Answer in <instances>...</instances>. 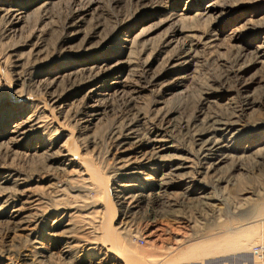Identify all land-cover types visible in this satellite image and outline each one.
I'll use <instances>...</instances> for the list:
<instances>
[{
	"label": "rangeland",
	"instance_id": "obj_1",
	"mask_svg": "<svg viewBox=\"0 0 264 264\" xmlns=\"http://www.w3.org/2000/svg\"><path fill=\"white\" fill-rule=\"evenodd\" d=\"M25 2L27 18L15 33L8 32L0 14V108L4 101L16 103V82L24 92H42L41 85L30 82L31 73L48 69L44 82H56L64 94L71 91L68 125L79 132L76 114L95 103L90 99L92 85H81L112 67L120 68L122 85L97 99L99 122L77 143L78 154L91 165L87 175L75 170L69 177L63 165L68 162L59 159L56 149L27 157V147L9 143L13 123L7 127L0 118V182L11 173L27 180L28 187L42 195V210L50 213L47 220L34 222V232L16 230L0 218V264H112L96 245L77 247L64 262L56 253L65 243L53 250L55 257L43 260L36 255L44 243L41 236L72 206H78L71 218L78 237L121 250L131 264H264L263 252L255 251L264 249V151H258L259 138L264 137V62L256 55L264 41V0ZM215 2L227 5L224 15L215 21L196 16ZM84 12V20L73 28L76 15ZM179 58L181 66L171 70ZM70 66L81 73L69 76ZM155 76L160 78L151 84ZM216 118L242 121L251 134L242 147L253 149L243 160H229L208 175L216 191L212 200L198 202L174 189L162 201L143 203L126 217L117 200L107 197L109 188L101 193L84 189L88 182H110L106 174L115 164V132L122 126L135 124L144 137L154 129H167L169 141L190 152L200 168L206 161L198 144L209 138V122ZM38 142L27 146L36 148ZM3 186L18 188L12 182ZM4 201L0 194V208ZM153 224L162 230L148 239L145 230ZM229 236H240L235 245L244 239L249 247L238 252L226 246L212 252L193 249ZM195 237L197 241H187Z\"/></svg>",
	"mask_w": 264,
	"mask_h": 264
},
{
	"label": "bare ground",
	"instance_id": "obj_2",
	"mask_svg": "<svg viewBox=\"0 0 264 264\" xmlns=\"http://www.w3.org/2000/svg\"><path fill=\"white\" fill-rule=\"evenodd\" d=\"M15 1L12 3L8 0L0 1V14H3L1 20L6 28H8L9 33L17 32V29L27 18L26 9L29 5L25 0ZM219 5L217 2L209 4L206 6L209 11L206 10L205 13L196 14V16H202L206 20L212 19L215 21L224 15L227 9V5ZM86 13L76 15V19L72 25L73 28L79 26L84 20ZM180 19H185V15H180ZM238 32V29L235 30L232 33V37H236ZM256 55L257 61L263 63L264 41L257 48ZM181 59L179 58L172 63L171 70L181 66V63H179ZM70 67L68 70L69 76H77L81 73L76 67ZM2 69V64L0 63V70ZM2 72L0 71V75ZM119 72L120 68L117 67L106 68L95 78L81 85V87L88 84L92 85L89 93L90 99H94L95 103L84 107L82 111L76 114L78 132L71 130V126L68 125V115L70 112L67 108L71 99V91L64 94L60 91L59 85L56 82H44L42 78L48 73V69L43 71L34 70L31 73L30 82L35 81L41 85L43 87L42 92L31 94L24 92V90L20 89L19 83L16 82L15 85L13 84L17 88L15 89V94L17 95L16 103L9 104L4 101V104L0 108L1 121L7 127L10 122L13 123L11 129L7 130V134L10 136L9 143L16 147H27V157L37 156L42 151L44 153L52 152L56 149L59 159L68 162L63 165H65L64 170L67 171L66 173L69 177L75 176V170L78 173L84 172L87 175L90 170L89 166L91 165L89 164L88 166L85 162L86 160L84 161V158L78 154L79 148L77 143L84 139L85 134L94 128L93 125L99 122L101 113L97 99L108 97L112 91H116L121 87L122 82L119 80ZM159 78L160 76H155L151 84L159 80ZM133 88L136 91L140 90L139 87ZM143 89L146 88L143 87ZM34 106L36 109L31 111ZM209 123V138L205 141L200 140L202 142L198 144V153H202L206 161L205 166L200 168H198L197 164V167H195V161L191 159L190 155L192 154L190 152L187 153L186 151L177 149L169 141L167 129H154L149 135L144 137L141 135L139 126L135 124L122 126L121 131L115 132V154L113 157L115 164L112 172L106 174L110 182H105V185L101 186L88 182L84 189L86 191H100L101 193L109 188L107 190V197L117 200L118 205L123 210L125 209L123 215L126 217L130 216L133 210L139 208L143 203L149 204L154 200L162 201L166 196L168 197V192L174 189L181 191L183 197L193 196V199L198 202L212 200V197L216 195V191L208 183V175L219 170L229 160H243L247 157L246 154L253 149V146L242 147V142L249 135L251 136L247 127L242 124V121L216 118L214 120L211 119ZM53 124L55 128L50 130L49 128ZM40 132H42V135L38 136ZM50 133H52L51 136L48 135ZM36 139H39L36 148L27 146L28 143H32ZM62 141L64 142L60 145ZM258 143L261 146V149L258 151H264V137L259 138ZM16 177L18 175L15 173L3 175L0 182V194L5 199L3 206L0 208V218H4L6 220L5 223L16 230L34 232L31 230L34 222L40 217L47 220L50 213L43 211L41 208L43 205L42 195L37 193L33 188L28 187L27 180L22 179L20 182ZM90 177L94 179V175ZM41 181L44 182V180ZM10 182L16 183V187L18 188L10 190L3 186L5 183ZM52 185L53 183L49 181L47 186L50 188ZM72 186V188L77 189L74 185ZM155 187H157V190L154 191ZM77 207L72 206L67 209L69 213H64L59 221H54L53 227L49 228L48 232L41 236V240L44 243H39L40 246L36 255L43 260L55 257L53 250L60 244L65 243L66 247L63 248L64 250L56 253L58 254V260L64 262L73 257L77 247L96 245L99 251H106L107 259L111 260L110 263L131 264L129 262L131 258L129 259L121 250L112 246L108 248L106 244L96 243V240L92 242L88 237H78L75 234L77 232L76 226L71 222V218L77 213ZM40 213L42 214L41 216ZM66 218H68V222H66ZM159 230L162 229L155 228L154 224L146 228L145 231L148 239ZM237 237L239 238L240 236L225 237L222 238V241L219 240V242L211 241L205 244H197L193 246V249L194 251L203 250V252H212L217 246H226L228 250L233 249L237 250V252L247 249L249 245L244 239L235 245L234 242L237 240ZM187 241L195 242L197 238H187ZM260 259H264L262 253L260 254Z\"/></svg>",
	"mask_w": 264,
	"mask_h": 264
},
{
	"label": "built area",
	"instance_id": "obj_3",
	"mask_svg": "<svg viewBox=\"0 0 264 264\" xmlns=\"http://www.w3.org/2000/svg\"><path fill=\"white\" fill-rule=\"evenodd\" d=\"M256 254L263 252L262 257L264 258V249L260 247L255 248Z\"/></svg>",
	"mask_w": 264,
	"mask_h": 264
}]
</instances>
